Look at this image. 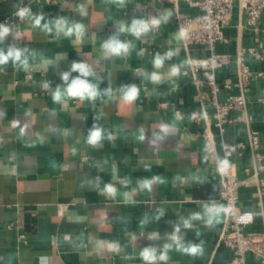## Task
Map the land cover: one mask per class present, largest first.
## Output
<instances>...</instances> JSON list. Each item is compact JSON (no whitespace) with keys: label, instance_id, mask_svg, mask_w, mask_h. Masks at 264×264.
<instances>
[{"label":"crops","instance_id":"1","mask_svg":"<svg viewBox=\"0 0 264 264\" xmlns=\"http://www.w3.org/2000/svg\"><path fill=\"white\" fill-rule=\"evenodd\" d=\"M26 1L0 0V24ZM28 7L32 14L44 15L42 25L51 22V31L34 27L25 18L12 30L13 37L18 34L16 43H10L9 35L0 43L5 51L12 45L28 48L32 68L28 77L29 69L14 67L11 61L0 65V264H145L141 251L155 247L159 254L165 243H171L169 236L181 218L202 212L212 201L224 206L217 201L216 157L222 155L223 144L246 141L248 129L264 130V77L249 80L245 116L251 120L226 123L220 133L212 105L202 109L199 104L200 91L208 87L187 70L188 59L204 58L209 49L185 47L175 25L176 11L192 17L199 13L197 8L167 0H51ZM165 11L168 21L140 39L120 34L122 41L134 45L127 55L109 56L102 49L104 40L117 33L118 22L130 24L134 18L147 20ZM60 17L83 24L84 34L58 35L54 23ZM223 33L226 42L217 43L215 50L228 54L230 62L216 71V78L234 82L238 53L247 47L264 48V12L255 31L235 3ZM166 52L173 53L172 58L155 68V55ZM243 58L253 72L264 70L262 62L248 53ZM73 62L91 66L94 76L89 80L98 85V95L94 100L54 103L52 91L63 83L60 74L69 72V82L79 75L71 71ZM154 71L161 77L159 83L145 76ZM132 84L139 95L129 102L120 88ZM238 93L232 87L219 91L216 99L223 102ZM191 113L199 120L191 119ZM239 114L235 110L229 116ZM94 123L105 136L95 147L86 142ZM163 124L172 126L169 133L161 132L163 138L150 143ZM230 162L243 177V169L251 165L249 150ZM153 175H160L163 182L153 183L151 191L141 190L138 181ZM258 177L264 178V171ZM109 183L117 189L115 198L100 193ZM238 193L239 208L253 213L247 231L263 232L264 195L259 197L254 186H241ZM158 209L164 211L160 219ZM225 217L226 212L213 228L199 220L191 229L182 227L185 243L204 242L203 254L193 257L173 248L166 264H230L232 249L217 245ZM153 233L157 236L150 239ZM113 243L120 251L111 248ZM246 264L261 263L248 252Z\"/></svg>","mask_w":264,"mask_h":264},{"label":"built area","instance_id":"2","mask_svg":"<svg viewBox=\"0 0 264 264\" xmlns=\"http://www.w3.org/2000/svg\"><path fill=\"white\" fill-rule=\"evenodd\" d=\"M51 0H27L19 6L28 7L30 3H49ZM166 1V0H160ZM175 5L179 1L185 2L191 7L198 9L199 13L195 16H188L176 11L175 25L180 33L182 44L202 45L209 49V55L201 59H188L187 70L195 81H199L208 87V91L203 90L199 93V104L204 109L208 103L212 105L214 112V124L220 133L224 131L226 123L234 121L251 120L250 115L245 116L247 105L246 93L248 91L249 80L253 77L263 76V71L253 72L245 63L243 55L248 53L254 59L259 60L264 65V48L260 45L256 47H247L242 49L236 58V80L225 79L219 82L216 78V71L230 62L228 54L218 53L215 50L217 43L226 42L223 28L229 23L234 4L242 8L245 13L247 26L258 30V19L264 12V0H167ZM18 8V9H19ZM17 9V11H18ZM16 11V12H17ZM15 12V13H16ZM15 13L5 17L2 23H7L13 30L14 26L22 19ZM10 43H16V38L9 35ZM27 73L28 77L32 75V68ZM197 74L201 78L198 80ZM236 87L238 94L230 95L223 102L216 99L219 91ZM163 104L162 106H164ZM262 118L264 120V98L261 99ZM240 111L236 117L230 118L231 111ZM175 114L181 117L179 109H175ZM190 118L197 121L199 117L196 113H191ZM203 138L211 144V138L207 131L202 133ZM264 130L248 129L246 141H238L233 144H223L222 155L216 157V168L220 177V188L217 201L223 202L226 208V217L220 228L217 245H225L232 249V258L230 264H246V254L251 252L259 258L260 263L264 264V231L251 232L247 227L253 222V213L243 211L239 208V193L241 186H254L257 189L259 197L264 195V178L258 177L260 172L264 171ZM248 149L251 157V165L243 169L244 176L239 177L236 172L235 164L230 162L232 157H241ZM227 161V165L220 162ZM250 214V215H249ZM24 238V235H20Z\"/></svg>","mask_w":264,"mask_h":264},{"label":"clouds","instance_id":"3","mask_svg":"<svg viewBox=\"0 0 264 264\" xmlns=\"http://www.w3.org/2000/svg\"><path fill=\"white\" fill-rule=\"evenodd\" d=\"M15 15L21 19L29 18L34 27H44L51 31L50 23H45L44 25L41 22L44 20V15L42 13L32 14L29 7H21L15 13ZM169 13L167 11L161 13L158 17H152L150 19H137L134 18L131 20V23H126L125 21L118 22V31L116 34L111 35L107 40H104L101 45L102 49L109 56H121L127 55L131 48L134 46L130 41H122L119 36L120 34L129 33L135 36L137 39H140L142 36L147 35V33L156 27H159L161 23H166L169 19ZM54 27L56 33L63 34L66 37H71L74 34L82 36L84 34V25L78 22L69 21L66 17H60L55 20ZM13 35L12 29L8 26L7 23L0 24V43H3L5 37L8 35ZM18 38V34L14 36ZM31 55H35L32 53ZM173 53L166 52L161 55L157 53L153 59V65L155 68H160L165 60L171 59ZM9 61L13 63L14 67L23 69L27 71L30 67L29 65V50L28 48H20L17 46H9L7 50L0 48V65H5ZM46 63H51V61H46ZM71 71L78 72L79 75L72 78L69 82V72H64L60 74V79L63 82L61 85H57L55 90L52 91V98L54 103L63 104L69 98H78L80 100L88 99L94 100L98 95V85L91 82L89 77L94 76V72L87 63L85 62H73L71 64ZM174 74L179 75V69L174 68ZM145 76L152 83H159L161 80L160 75L157 72H152L151 74L145 72ZM66 85V86H64ZM46 88L49 87V84L46 83ZM122 98L126 101L132 102L137 99L139 95V89L135 84L125 85L120 88ZM108 94L111 95V90H108ZM12 123L14 126L19 127L20 122L18 120H13ZM169 124L161 125L158 133H153L150 143L161 140L163 137L160 133H169L171 130ZM23 132V129H21ZM105 138L104 130L101 126L94 123L92 128L88 131L86 142L90 146H97L101 144L102 140ZM110 138V137H109ZM223 165H227V161L220 162ZM174 179H179L175 177ZM163 182L160 175H153L151 179H142L138 181L139 187L141 190L147 189L148 191L152 190L153 183ZM129 181L124 180V185L127 186ZM117 189L111 183L105 184L101 194H107L108 196L115 198ZM158 216L156 219H160L164 216L163 209H158ZM226 212V208L223 205L218 204L217 202H210L209 204L203 205L202 212H193L190 213L187 219L181 218L180 221L174 225V232L169 236L171 243H165L163 248L158 250L155 247H146L144 248L140 255L141 258L145 261V264H158V262H166L169 259L168 253L170 250L175 248L177 251H181L193 257L203 254V241L200 243H185L183 241L181 233V228L191 229L193 227V221H203L204 226L207 228H213L218 220V217ZM250 215V214H249ZM146 222V221H145ZM157 233H153L149 238H156ZM111 248L114 251H120V246L117 243L111 244Z\"/></svg>","mask_w":264,"mask_h":264}]
</instances>
